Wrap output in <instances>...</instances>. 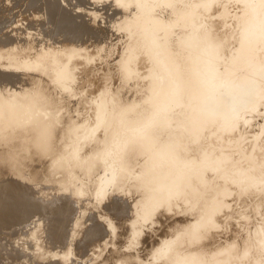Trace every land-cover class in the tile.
I'll list each match as a JSON object with an SVG mask.
<instances>
[{"label":"rangeland","instance_id":"obj_1","mask_svg":"<svg viewBox=\"0 0 264 264\" xmlns=\"http://www.w3.org/2000/svg\"><path fill=\"white\" fill-rule=\"evenodd\" d=\"M2 1L0 31L3 37H8L5 34L8 28L12 31H8L10 34L16 30V33L20 31V36L23 34L18 38L13 34L17 40L22 38L18 43L29 39L30 42L19 44L20 47L14 45L17 44L14 36L10 35L7 38L10 40L5 41L0 35L4 40H0L1 53L8 51V57L16 54V59L28 60L27 64L18 58L21 64L14 60V66L2 54L5 58L0 60V90L31 97L30 104L34 98L41 97L44 101L40 107L32 104L29 129L34 123L39 125L35 133H32L34 129L30 131L36 141L40 140L38 149H46L40 151L47 162L34 155L32 159H38L39 164L25 161L28 168L23 163L22 168L27 173L34 170L35 164L36 167L48 165L45 166L47 176L43 173L42 179L41 176L38 179L35 172L31 173L34 178L30 172V176L21 174L31 179L22 185L15 182L12 168H6L10 173L1 170L8 174L0 172L4 174L0 176V264H118L120 260L129 264H177L171 253L181 250L180 228L192 221L191 226L196 227L207 215L205 210L213 200H220L223 205L209 214L212 217L207 226L210 236L201 242V246L210 247L209 251L218 246L208 252L218 256L212 264H264V0H75L77 4L73 0H35L37 4L30 0L32 6L27 0ZM62 10L66 11L62 13ZM39 14L46 17H38ZM25 15L29 21L24 19ZM16 19L28 29L22 28L21 21ZM43 24L44 31L41 30ZM15 25L22 30L17 26L12 28ZM10 43L17 46L15 50L10 48L13 47ZM167 48H171L172 54H166ZM164 61L169 66L172 62L171 66L174 64L181 70L188 71L190 67L191 81L196 84V102H188L183 97L180 79ZM184 69L181 74H186ZM126 113L130 114L129 122ZM120 120L122 123H118ZM47 121L51 122L49 127L54 123L57 128L52 129L56 131L49 130ZM65 122L67 126L63 127ZM61 129L65 133L70 131L64 136ZM115 131H122V146L136 144L131 153L126 152L128 160L118 152L113 141L111 144ZM52 135L55 140L48 141V136ZM62 137L70 138L69 143L67 139L61 142ZM56 138L63 147L59 150ZM74 142H78V146ZM55 143L57 149L53 147ZM46 147L52 150V156ZM55 149L60 155L55 156L58 153ZM60 149L65 151L60 152ZM63 154L72 156V160L69 162ZM48 156L51 159L65 157L56 162L58 165L54 162L57 165L53 164L54 169ZM29 163H34L30 165L32 168ZM125 163L131 165L125 166L126 171H123ZM77 166L82 169L77 171ZM49 167L54 169V174ZM41 170L44 172L43 168ZM77 172L87 174L78 176ZM10 174L15 178L13 182ZM150 176L151 182L153 179L164 184L165 195L153 201L149 198L148 203L143 197L149 196L151 190H146L149 194L143 192L140 181ZM183 181H186L185 186ZM178 186L193 192L189 195L188 191L189 196L184 199L172 200L168 210L162 206L156 209ZM221 192L226 195L221 196ZM137 199L145 205L148 203L145 207L141 203L145 216ZM189 207L193 209L186 211ZM12 208L18 213H27L21 220L3 223L7 220L3 215L7 218L11 212H16ZM75 225L79 228L76 237L72 230ZM37 233H40L38 237ZM40 241L47 255L43 260L36 258ZM221 245L228 247H219ZM223 251H231L235 257L221 260L225 259L223 255L219 258ZM240 253L245 254L236 258ZM63 255L70 257L65 256L66 260ZM185 260L181 258L178 264H184Z\"/></svg>","mask_w":264,"mask_h":264},{"label":"bare ground","instance_id":"obj_2","mask_svg":"<svg viewBox=\"0 0 264 264\" xmlns=\"http://www.w3.org/2000/svg\"><path fill=\"white\" fill-rule=\"evenodd\" d=\"M0 1H2V0H0ZM26 1V0H25ZM25 1H24V3H25ZM33 2L35 1V0H32ZM32 1H31V3H30V0L28 1H26L27 2V4H28V2L31 4L30 6H32L33 4H32ZM111 0H109V2H110ZM3 2V1H2ZM37 2H38V0H37ZM50 2H51V0H50ZM60 2V1H59ZM73 2L74 3H76L77 4V2H75V0H73ZM1 3V2H0ZM35 3H36V1H35ZM99 3V2H98ZM26 4V3H25ZM37 4V3H36ZM111 4H113V3H111ZM44 5V4H43ZM43 5H42V8H44L43 7ZM51 5H52V3H51ZM104 5V4H103ZM107 5V4H106ZM23 6H26V5H24L23 4ZM29 5H28V7H30ZM105 6V5H104ZM103 6V7H104ZM121 6V5H120ZM119 6V7H120ZM128 6V5H127ZM51 7V6H50ZM59 7V6H58ZM101 7V6H100ZM118 7V8H119ZM124 7H125V5H124ZM129 7V6H128ZM22 8H24V10H26L25 9V7H22ZM27 8V7H26ZM52 8H53V6H52ZM63 8V7H62ZM61 8V9H62ZM115 8V7H114ZM41 9V8H40ZM39 9V10H40ZM49 9V8H48ZM108 9V8H107ZM117 9V3H116V8H115V10ZM129 9V8H128ZM22 10V9H21ZM20 10V12H22L23 13V10L21 11ZM45 10V9H44ZM47 10V9H46ZM119 10H121V8L119 9ZM125 10H127L126 8H125ZM55 11V10H54ZM59 11H60V9H59ZM64 11H66V10H64ZM63 10L61 11L62 13L64 12ZM128 11V10H127ZM126 11V12H127ZM25 12V11H24ZM58 12V11H57ZM56 12V13H57ZM60 12V13H61ZM117 12H118V9H117ZM38 13H40V12H38ZM239 13V12H238ZM25 14V13H24ZM23 14V15H24ZM65 14H66V12H65ZM117 14V13H116ZM22 15V16H23ZM37 15V14H36ZM41 15H43V14H39L38 15V17L39 16H41ZM59 15V14H58ZM63 15V14H62ZM104 15V14H103ZM124 15V14H123ZM19 16V15H18ZM17 16V17H18ZM43 16H45V15H43ZM48 16V15H47ZM113 16V15H112ZM125 16V15H124ZM124 16H123V18H124ZM28 17H29V15H28ZM46 17V16H45ZM67 17V16H66ZM87 17V16H86ZM105 17V16H104ZM107 17V16H106ZM109 17V16H108ZM126 17V16H125ZM51 18V17H50ZM54 18V17H53ZM19 19H20V17H19ZM19 19H16V20H19ZM22 20H23V18H21ZM25 20H28L27 19V17H26V15H25V18H24ZM36 19V18H35ZM39 19V18H38ZM110 19V18H109ZM119 19V18H118ZM121 19H122V17H121ZM41 20V19H40ZM53 20H55V19H53ZM105 20V19H104ZM103 19H102V21H104ZM19 21H21V20H19ZM18 21V22H19ZM24 21V20H23ZM29 21V20H28ZM60 21H61V19H60ZM16 22V24H17V21H15ZM27 21H25L24 23H26ZM37 22H38V20H37ZM55 22V21H54ZM71 22V21H70ZM22 21H21V24H20V26L22 25ZM39 23V22H38ZM15 24V23H14ZM13 24V25H14ZM29 24V23H28ZM47 24H48V22H47ZM51 24H53L52 22H51ZM55 24H56V22H55ZM54 24V25H55ZM100 24V23H99ZM111 24V23H110ZM45 25H46V23H45ZM59 25H60V23H59ZM95 25V24H94ZM102 25V24H101ZM12 26V25H11ZM17 25H15V27L13 26L12 28H17V27H19L18 29H20V26H17ZM23 26V25H22ZM21 26V27H22ZM40 26V25H39ZM44 26V24L41 26V28ZM48 26H51L50 25V23H49V25ZM48 26L46 27V29L48 28ZM53 26V25H52ZM93 26V25H92ZM98 26H100V25H98ZM66 27V26H65ZM103 27V26H102ZM109 27V26H108ZM22 28H25L26 30L28 29L27 28V25H24ZM39 28V27H38ZM41 28H39V29H41ZM45 27H43L41 30L42 31H44L43 29H44ZM6 29V28H5ZM4 29V30H5ZM10 29H11V27H10ZM24 29V30H25ZM45 29V30H46ZM51 29V28H50ZM93 29V28H92ZM106 29V28H105ZM115 29V28H114ZM13 30V29H12ZM20 30H22V29H20ZM70 30V29H69ZM78 30V29H77ZM81 30V29H80ZM86 30V29H85ZM87 30H90V28L88 29L87 28ZM107 30H109V29H107ZM3 31V30H2ZM6 31V36H8V37H5L6 38V40L5 41H8V40H10V39H8L7 40V38H10L9 36L10 35H12V37L14 36L13 34H15L16 32H17V30H16V32H13V34H10L9 32H12V31H9V29L7 28V30H5ZM9 31V32H8ZM41 31V32H42ZM95 31V30H94ZM99 31V30H98ZM103 31H104V27H103ZM9 33V35H8V33ZM19 32L20 31H18V33H16L15 35H17V38H18V35H19ZM75 32H76V30H75ZM93 32V31H92ZM91 32V33H92ZM97 32V31H96ZM106 32V31H105ZM111 32H112V30H111ZM230 32V31H229ZM37 33V32H36ZM88 33H90V32H88ZM94 33V32H93ZM101 33V32H100ZM109 33V32H108ZM3 33H1V31H0V35H2ZM26 34V33H25ZM39 34V33H38ZM37 34V35H38ZM23 35V34H22ZM20 36L19 35V37H23V36ZM47 35V34H46ZM82 35V34H81ZM109 35V34H108ZM84 36V35H83ZM110 36V35H109ZM146 36V35H145ZM1 37H3V35L1 36ZM0 37V40L1 41H4L2 38ZM15 38H16V36H14ZM13 37V38H14ZM103 37V36H102ZM101 37V38H102ZM4 38V37H3ZM4 38V39H5ZM17 38H16V42L15 43H17V44H14V45H17V46H20L21 47V45H26V43L28 42H30V39L29 40H27V42L26 41H21V42H23L22 44L21 43H18L19 42V40H22V38L21 39H19V40H17ZM87 38H88V36H87ZM91 38V37H90ZM89 38V39H90ZM24 39V38H23ZM37 39V38H36ZM97 39V38H96ZM12 40H14V39H11V41ZM93 40H94V38H93ZM97 40H99V39H97ZM148 40V39H147ZM10 41V42H11ZM18 41V42H17ZM34 41V40H33ZM13 42V41H12ZM26 42V43H25ZM32 42V41H31ZM89 42H92V40L90 41L89 40ZM95 41H93L92 43H94ZM100 42V41H99ZM104 42V41H103ZM107 42V41H106ZM207 42V41H206ZM77 43V42H76ZM86 43V42H85ZM91 43V44H92ZM110 43V42H109ZM11 44V43H10ZM19 44H21V45H19ZM84 44V43H83ZM90 44V43H89ZM111 44V43H110ZM151 44V43H150ZM149 44V45H150ZM11 45H13V43L11 44ZM10 45V46H11ZM13 45V47H10L11 49L12 48H14L13 50H15L16 48L15 47H17V46H14ZM67 45V44H66ZM75 45V44H74ZM97 45V44H96ZM107 45H108V43H107ZM2 46H3V44H2ZM84 46V45H83ZM89 46H91V45H89ZM93 46H94V44H93ZM92 46V47H93ZM111 46V45H110ZM5 48H6V46H4ZM7 47H8V45H7ZM64 47V46H63ZM66 47V46H65ZM96 47V46H95ZM99 47V46H98ZM151 47V46H150ZM3 48V47H2ZM4 48V50H6ZM9 48V47H8ZM37 48V47H36ZM44 48V47H43ZM102 48V47H101ZM167 49H169L168 50V52H166L167 50H165V52H166V54L167 53H169V55L170 54H172V52H171V48H167ZM0 50H2L1 48H0ZM9 50V49H8ZM13 50H11V51H13ZM80 50V49H79ZM85 50V49H84ZM92 50V49H91ZM95 50H97L96 48H95ZM102 50V49H101ZM107 50V49H106ZM109 50H111V49H109ZM10 51V50H9ZM22 51V50H21ZM90 51V50H89ZM98 51V50H97ZM171 53H170V52ZM6 52V51H5ZM5 52H3L4 54H5V57L7 56V52L5 53ZM20 52V51H19ZM26 52V51H25ZM99 52V51H98ZM3 53H1V51H0V60H2V58H3V56H2V54ZM9 53V52H8ZM16 53V52H15ZM3 54V55H4ZM17 54H19V53H17ZM23 54H24V52H23ZM27 54V53H26ZM83 54V53H82ZM165 54V55H166ZM28 55V54H27ZM169 55H167L168 57H170ZM10 56H13V57H8L7 56V59L9 58V60L11 61V64L14 62V60H18V58H20L21 59V57H18V55H17V59H16V54H15V56L13 55V54H11ZM20 56V55H19ZM172 57H173V55H171ZM4 57V58H5ZM78 57V56H77ZM171 57V58H172ZM3 58V59H4ZM27 58H28V56H27ZM170 58V59H171ZM251 58V57H250ZM7 59H5V60H7ZM20 59L17 61L19 64H21L19 61H20ZM25 59V58H24ZM72 59V58H71ZM21 60H23V59H21ZM82 60V59H81ZM164 60V59H163ZM24 61V60H23ZM25 61H26V63H27V59H25ZM24 61V62H25ZM30 61V60H29ZM34 61V60H33ZM32 60H31V62H33ZM70 61V60H69ZM171 60H169V62H170ZM5 62V61H4ZM16 62V61H15ZM30 62V63H31ZM165 62V61H164ZM166 62H167V60H166ZM165 62V63H166ZM174 62V61H173ZM23 63V62H22ZM34 64H35V62H33ZM168 63V62H167ZM166 63V65H168ZM172 63V62H171ZM171 63H170V66H171ZM1 64V63H0ZM6 64V63H5ZM14 64V63H13ZM16 64V63H15ZM15 64H14V66H15ZM18 64V65H19ZM28 64V63H27ZM44 64V63H43ZM174 65V64H173ZM171 66V67H175V69L174 70H172L171 69V67L168 65V67H170V71L172 72V74H174V75H176L179 79H180V86H181V88H183L182 90L184 91V96L183 97H185V99L186 100H188V102H196L197 101V95H195L196 94V92H195V90H196V87L194 86V85H196L193 81H191V78H190V75H189V73H190V71H189V69H190V67L188 68V71L186 70V69H184V68H182V70L180 69V68H177L178 66H176V65H174V66ZM3 66V65H2ZM7 66V65H6ZM91 66V65H90ZM8 67V66H7ZM61 67V66H60ZM78 67V66H77ZM12 69H15V68H12ZM76 69V68H75ZM89 69V68H88ZM87 69V70H88ZM178 69H180L179 71H178ZM183 69L184 70H186L187 72H185L186 74H181L180 72H182L183 73ZM1 70V69H0ZM7 70V69H6ZM16 70H19L20 71V69H16ZM15 70V71H16ZM27 70H29V69H27ZM30 70H32L31 68H30ZM13 71V70H12ZM35 71V70H34ZM55 72H58V70H55ZM16 73H18V72H16ZM60 74V73H59ZM34 76V75H33ZM54 79V78H53ZM52 79V80H53ZM243 79V78H242ZM9 81V80H8ZM48 81V80H47ZM46 81V82H47ZM50 81V80H49ZM37 82V81H36ZM40 85V84H39ZM54 86V85H53ZM38 87V86H37ZM155 88V87H154ZM36 90V89H35ZM56 91V90H55ZM203 92V91H202ZM51 94V93H50ZM49 95V94H48ZM203 95H204V93H203ZM25 95H22V94H7V93H4L3 91H1L0 90V172H3L4 170L5 171H7L8 169L10 170V168H12V170L11 171H13V175H15V177H16V179L15 178H13L14 176L13 175H11L12 176V179H11V181L13 182V180L15 179V182H19L20 184L22 183V184H24V183H27V181H29V180H31L30 178H27V177H22L21 176V174L23 175V173H24V167L22 168V163L24 164V163H26V165H27V162H29L30 160H32L34 163H36L37 161L36 160H38V159H36L35 161L32 159V157L35 155V157L37 158H39V159H41V160H43L44 159V162H45V160H46V162H47V157L45 158V156H44V154H43V151H45V150H43V148L42 149H38V144H37V142H39V141H36L35 140V134H32V133H35L36 132V130H37V128H38V124L37 123H34V124H32V126L30 127V129H29V120L31 119L30 118V113L31 112H33L31 109L33 108L32 107V104H34V105H39V104H42V103H44V101H42V98L40 97V98H34V100H33V103H31L30 104V100H32V98L31 97H24ZM42 96V95H41ZM47 97V96H46ZM47 99V98H46ZM50 99V98H49ZM48 99V100H49ZM30 101V102H29ZM49 101H51V100H49ZM170 102V101H169ZM47 103H48V101H47ZM52 103H54V101H52ZM52 103H51V105H52ZM55 104V103H54ZM198 104V103H197ZM200 104V103H199ZM33 105V106H34ZM47 105V104H46ZM46 105H44V107L46 106ZM48 105H50V104H48ZM47 105V106H48ZM201 105V104H200ZM42 106V105H41ZM45 107V108H48L49 109V107ZM150 106V105H149ZM31 107V108H30ZM35 107V106H34ZM39 107H40V105H39ZM43 107V108H44ZM52 107V106H51ZM152 107V106H151ZM43 108L41 109L40 108V110H43ZM38 110V107H36L35 108V110ZM52 109V108H51ZM50 109V110H51ZM148 109H150V108H148ZM34 110V109H33ZM36 110V111H37ZM59 110V109H58ZM127 110V109H126ZM133 111V110H132ZM142 111V110H141ZM39 112V111H38ZM37 112V113H38ZM51 113V112H50ZM132 113V112H131ZM143 113V112H142ZM224 113V112H223ZM36 114V113H35ZM40 114V112L38 113V115ZM53 114V113H52ZM101 114V113H100ZM124 114V113H123ZM127 115H126V120L129 122V118H130V114L129 113H126ZM140 114V113H139ZM37 115V114H36ZM37 115V116H38ZM41 115V114H40ZM51 115V114H50ZM42 116V115H41ZM44 116V115H43ZM141 116V115H140ZM50 117V116H49ZM101 117H102V115H101ZM103 117H105V116H103ZM37 118V117H36ZM39 118V117H38ZM52 118V117H51ZM109 118V117H108ZM122 117H120V119H121ZM40 119H42V118H39V120ZM57 119V118H56ZM132 119H134V116H133V118H131V120ZM140 119V118H139ZM38 120V121H39ZM42 120H44V118L42 119ZM41 120V121H42ZM101 120V119H100ZM99 120V121H100ZM40 121V122H41ZM102 121V120H101ZM105 121H106V119H105ZM126 121V122H127ZM48 122V121H47ZM68 122V121H67ZM67 122H65L64 124H65V126H63V127H66L67 125ZM107 122H109V121H107ZM110 122H111V120H110ZM121 122V120L120 121H118V123H120ZM45 123V122H44ZM44 123H42V124H44ZM103 123V122H102ZM122 123V122H121ZM134 123V122H133ZM48 126V128H49V130H51L52 129V127L53 128H55L54 127V123H52V126L51 127H49V125H51V122H48V123H46ZM63 124V123H62ZM63 124V125H64ZM101 124V123H100ZM104 124H106L107 125V123H105L104 122ZM61 126V124H58V126ZM85 125H87V123H85ZM109 126H110V124H108ZM119 125V124H118ZM117 125V127H120V126H118ZM132 125V124H131ZM158 125V124H157ZM55 126H56V124H55ZM59 126V127H60ZM73 126V125H72ZM103 125H101V127H102ZM122 126V125H121ZM130 126V125H129ZM129 126H126V127H129ZM43 127H44V125H43ZM63 127H60V128H63ZM69 127H71V125L69 124ZM74 127V126H73ZM85 127V126H84ZM83 127V128H84ZM136 127V126H135ZM139 127V126H138ZM151 127V126H150ZM157 127V126H156ZM162 127V126H161ZM164 127H166V126H164ZM48 128H47V130H48ZM51 128V129H50ZM57 128V127H56ZM55 128V129H56ZM59 128V129H60ZM68 128V127H67ZM66 128V129H67ZM137 128V127H136ZM32 129H34V130H32ZM55 129H52V131L54 132V130ZM70 129V128H69ZM68 129V131H70ZM107 129V128H106ZM162 129V128H161ZM160 129V130H161ZM165 129V128H164ZM30 130H32V133H31V131ZM48 130V131H49ZM62 130V129H61ZM60 130V131H61ZM64 130V129H63ZM63 130H62V132H63ZM83 130H85V129H83ZM86 130H87V128H86ZM104 130H105V128H104ZM119 130V129H118ZM117 130V131H118ZM56 131V130H55ZM58 131V130H57ZM68 131H66V133L68 132ZM82 131V130H81ZM117 131H115L114 133L115 134H113L114 135V137H112L113 138V140H111V144H112V141H113V144L114 145H116L117 147H116V149L118 150V152L119 153H121V154H123L124 155V157L125 158H127L128 156H129V152L128 151H130L131 149H135V147L134 146H136V144L135 145H133V144H130L129 146H122V142H121V140H122V131H120V133H117ZM124 131V130H123ZM153 131V130H152ZM40 132V131H39ZM51 132V131H50ZM50 132H47V133H50ZM86 132V131H85ZM84 132V133H85ZM157 132V131H156ZM195 132V131H194ZM65 132H63V134H64V136H66V135H68V134H66ZM90 133V132H89ZM153 133V132H152ZM46 134V133H45ZM53 134V133H52ZM57 134H58V132H57ZM56 134V135H57ZM59 134H60V132H59ZM62 133H61V135H63ZM66 134V135H65ZM83 134V133H82ZM86 134V133H85ZM85 134H83V135H85ZM87 134H88V132H87ZM109 134H111V133H109ZM150 134V133H149ZM49 135V134H48ZM51 135V134H50ZM53 135H55V134H53ZM53 135L52 136H48V141H49V139H50V141H51V139L52 138H54L53 140H55V137H53ZM60 135V136H61ZM70 135V134H69ZM142 135V134H141ZM160 135V134H159ZM37 136V135H36ZM39 136V135H38ZM59 135H57V137H58ZM58 137V138H61V137ZM80 136V135H79ZM107 136H108V134H107ZM151 136H153V135H151ZM43 137H45V136H43ZM42 137V135H41V138H43ZM142 137V136H141ZM46 138V137H45ZM65 139H67V141L66 142H68L69 143V141H68V139L70 140V138H66V137H64ZM80 138H81V136H80ZM152 138V137H151ZM37 139H39V138H37ZM57 139V138H56ZM62 139H63V137H62ZM62 139H60V140H62ZM65 139H63L61 142H64L65 143ZM71 139H72V137H71ZM108 139V138H107ZM146 139V138H145ZM154 139V138H153ZM46 140V139H45ZM52 140V141H53ZM81 140V139H80ZM96 140V139H95ZM109 140V139H108ZM143 140V139H142ZM148 140V139H147ZM43 141H44V139H43ZM47 141V140H46ZM86 141V140H85ZM150 141V140H149ZM149 141H148V144H149ZM45 142V141H44ZM53 142H56V141H53ZM84 142V141H83ZM96 142V141H95ZM107 142V141H106ZM106 142H105V145H106ZM109 142V141H108ZM51 143V142H50ZM56 143H58V139H57V142ZM56 143L55 144H53V147L54 148H56V146H54V145H56ZM59 143H60V141H59ZM59 143H58V145H59ZM75 143L76 142H74V145H75ZM78 143V142H77ZM76 143V145L78 146V144ZM87 143V142H86ZM41 144H42V142H41ZM52 144V143H51ZM89 144V143H88ZM104 144V143H103ZM147 144V145H148ZM40 145V144H39ZM61 145V144H60ZM59 145V147H58V149L57 150H59V148H63L62 146H60ZM66 145H67V143H66ZM81 145V144H80ZM83 145V144H82ZM85 145V144H84ZM83 145V146H84ZM87 145V144H86ZM126 145H127V143H126ZM176 145V144H175ZM47 146V145H46ZM63 146H65L64 144H63ZM93 146V145H92ZM91 146V147H92ZM149 146V145H148ZM164 146V145H163ZM40 147V146H39ZM45 147V146H44ZM48 147H50L51 149L53 148L51 145H49ZM66 147V146H65ZM64 147V148H65ZM71 147V146H70ZM75 147V146H74ZM81 147V146H80ZM96 147H98V146H96ZM100 147V146H99ZM132 147H134V148H132ZM47 148V147H46ZM50 148H47L48 150L50 149ZM152 148V147H151ZM50 149V154H51V152H52V150ZM55 149V151H57ZM66 149V148H65ZM99 149V148H98ZM104 149V148H103ZM40 150H43L42 152L40 151ZM47 150V152H49ZM61 150L62 151H65V150H63V149H60V152H61ZM68 150V149H67ZM66 150V151H67ZM77 150V149H76ZM94 150V149H93ZM93 150H92V152H93ZM54 151V150H53ZM132 151V150H131ZM131 151H130V153H131ZM166 151V150H165ZM47 152H45V153H47ZM58 152V151H57ZM57 152H55V153H57ZM67 152H69V151H67ZM75 152V151H74ZM126 152H128V153H126ZM175 152V151H174ZM173 152V153H174ZM178 152V151H177ZM65 153V152H64ZM70 153V152H69ZM69 153H66L67 155H69ZM72 153V152H71ZM77 153H79V152H77ZM164 153V152H163ZM176 153V152H175ZM52 154H54V153H52ZM52 154H51V156H52ZM58 154H59V152L55 155V156H58ZM80 154V153H79ZM94 154H95V152H94ZM94 154H93V156H94ZM159 154V153H158ZM167 154H168V152H167ZM179 154V153H178ZM60 155V154H59ZM63 155H65V154H63ZM67 155H65L66 157H68ZM71 155H73V153L71 154ZM90 155H91V150H90ZM64 156V157H65ZM78 156V155H77ZM92 156V155H91ZM184 156H186V155H184ZM195 156V155H194ZM64 157H61V158H64ZM85 157H87V156H85ZM96 157H98V155H96ZM159 157V156H158ZM58 157H53V159H55V160H57V161H55V160H53V159H51L50 158V156H48V159H50V165H53L54 164V162H55V164H57L58 162H60V161H62L63 159H61L60 157H59V159H57ZM69 158V162L72 160L71 158H72V156L71 157H68ZM74 158H75V156H74ZM77 158H79V157H76V159ZM81 158H82V156H81ZM92 158V157H91ZM180 158V157H179ZM178 158V159H179ZM35 159V158H34ZM61 159V160H60ZM71 159V160H70ZM86 159V158H85ZM84 159V160H85ZM157 158H155V160H156ZM60 160V161H59ZM65 160H66V163H67V159L65 158ZM88 160V159H87ZM90 160V159H89ZM123 160V159H122ZM127 160H128V158H127ZM158 160H160V159H157V162H158ZM173 160V159H172ZM174 160H175V158H174ZM173 160V161H174ZM187 160V159H186ZM190 160V159H189ZM25 161H27V162H25ZM39 161V160H38ZM93 161H95V160H93ZM161 161V160H160ZM175 161H177V159L175 160ZM31 162V161H30ZM40 162V161H39ZM39 162H37L38 164H39ZM57 162V163H56ZM69 162H68V164H69ZM80 162V161H79ZM86 162V161H85ZM91 162V161H90ZM123 162V161H122ZM126 162V161H125ZM162 162V161H161ZM170 162V161H169ZM34 163H29V166L31 165V166H33L32 164H34ZM36 163V164H37ZM62 164H63V162H61ZM82 163V162H81ZM81 163H80V166H81ZM94 163V162H93ZM96 163H98L97 161H96ZM127 163V162H126ZM125 163V165H123L124 166V170L123 171H126L125 170V168L126 167H130V165H128L127 166V164ZM173 163V162H172ZM36 164L34 165L35 166V168H34V170H29L28 172H27V170H25V172H27V173H24V174H26V176L27 175H29L28 173L30 172V174L31 173H33V172H35L34 174L37 176V178L39 179V177L41 176V175H43V173H45V168H47V167H45V166H47L48 164L46 163V165H44V163H42L43 165H44V167H41L42 165L40 164V166L38 167V165H37V167H36ZM54 164V165H55ZM61 164V166H64V165H62ZM67 164V165H68ZM85 164V163H84ZM87 164V163H86ZM95 164V163H94ZM128 164H129V162H128ZM160 164V163H159ZM166 164V163H165ZM164 164V165H165ZM174 164H177V163H174ZM10 165H13V167L12 166H10ZM54 165H53V168L55 169V167H57V165H55V167H54ZM79 165V164H78ZM153 165V164H152ZM23 166H25V164L23 165ZM29 167V168H32V167ZM66 166V165H65ZM80 166H77V169H79L78 167H80ZM86 166V165H85ZM91 166V165H90ZM94 166V165H93ZM98 166V165H97ZM126 166V167H125ZM133 166V165H132ZM169 166V165H168ZM173 166V165H172ZM26 167V166H25ZM41 167V168H40ZM59 168H60V166H58ZM84 167V166H83ZM87 167V166H86ZM122 167V166H121ZM134 167V166H133ZM6 168H8V169H6ZM26 168H28V166L26 167ZM44 169V172H42V170L41 169ZM50 168H52V167H49L48 168V170L50 169ZM52 168V169H53ZM58 168V169H59ZM62 168V167H61ZM64 168V167H63ZM92 168V167H91ZM35 169H39V171H37V170H35ZM51 169V170H52ZM54 169H53V174H54ZM57 169V170H58ZM80 169H82V168H80ZM80 169L79 170H77V171H80ZM87 169H88V167H87ZM93 169V168H92ZM128 169V168H127ZM1 170H3V171H1ZM8 170V171H9ZM47 170V169H46ZM61 169H59L58 171H60ZM66 170V168L64 169V170H62L63 172ZM122 170V169H121ZM130 170H132V169H130ZM11 171H9V173L11 172ZM85 171V169H83V172ZM87 171V170H86ZM100 171V170H99ZM42 172V173H41ZM122 172V171H121ZM4 174H8V172H3ZM82 173V172H81ZM80 172L78 173H76V175H80L81 174ZM4 174H2V175H4ZM46 175L45 176H47V173H45ZM55 174H57V172H55ZM70 174V173H69ZM73 174V173H72ZM84 174V176H85V174H87V173H83ZM83 174H81L80 176H82ZM1 175V173H0V176H2ZM74 175V174H73ZM125 175H127V174H125ZM6 176V175H5ZM23 176H25V175H23ZM30 176V175H29ZM31 176H32V174H31ZM78 176H76V177H78ZM3 177V176H2ZM7 177V176H6ZM33 178L35 177V176H32ZM31 177V178H32ZM74 177H75V175H74ZM74 177H72L73 179H74ZM127 177H128V175H127ZM130 177V176H129ZM8 178H10V177H8ZM36 178V179H37ZM41 179H42V176L40 177ZM69 178H70V175H69ZM80 177H78V179H79ZM132 178V177H131ZM136 178V177H135ZM134 178V179H135ZM145 178H147V177H143V179L140 181L141 182V188L144 190H142L143 192H145L146 190L148 191V192H150V190H151V193L149 194L147 191V193L149 194V196L147 195H145L146 197H148L147 199L146 198H144L143 197V200L145 199V202H150V200L149 201H147L149 198L151 199V201H153L154 199H160L163 195H165V186H164V184L161 182V181H159V180H157V182H153V179H152V182H151V176L149 177V179L147 178L146 180H144ZM193 178V177H192ZM1 179H3V178H1ZM6 180H8L7 178H5ZM36 179H34V180H36ZM77 179V180H78ZM122 179V178H121ZM120 179V180H121ZM187 179V178H186ZM4 180V179H3ZM3 180H1L2 182H3ZM126 180V179H125ZM124 180V181H125ZM131 180V179H130ZM155 180V179H154ZM8 181H10V179L8 180ZM33 181V180H32ZM57 181H59V180H57ZM69 181V180H68ZM187 181V180H186ZM185 181V182H186ZM1 182V183H2ZM117 182V181H116ZM127 182V181H126ZM134 182V181H133ZM184 182V181H183ZM185 182H184V186H185ZM189 182V181H188ZM190 182H191V180H190ZM4 183H5V181H4ZM125 183V182H124ZM192 183V182H191ZM21 184V185H22ZM63 184H64V182H63ZM62 184V185H63ZM121 184V183H120ZM138 184H140V183H138ZM197 184V183H196ZM65 185V184H64ZM75 185H76V183H75ZM74 185V186H75ZM137 185V184H136ZM18 186V185H17ZM138 186V185H137ZM182 187V186H178V188H176V189H174V190H172L171 192V197H169L168 199H165V201H162V202H159L158 203V206L156 207V209L159 207V206H162L163 208H165L166 210H168L169 209V207H172L171 205H172V200H175V199H184L187 195H186V193H188V191H189V195H190V193H191V191L193 192V190L192 189H187V191H186V189H185V187ZM193 186V185H192ZM132 187V186H131ZM139 186H138V188H140ZM121 188V187H120ZM134 188H136V187H134ZM199 188V187H198ZM83 189V188H82ZM129 189V188H128ZM131 189V188H130ZM14 190H16V189H14ZM199 190V189H198ZM125 192V191H124ZM139 192H141V191H139ZM139 192H137V193H139ZM145 192V193H146ZM94 192H92V194H93ZM146 193V194H147ZM22 195V194H21ZM30 195V194H29ZM77 195V194H76ZM139 195V194H138ZM151 195H153V198H151ZM188 195V196H189ZM192 195V194H191ZM220 195L221 196H224V195H226L224 192H221L220 193ZM25 196V195H24ZM143 196V195H142ZM141 196V197H142ZM187 196V197H188ZM193 196V195H192ZM11 197V196H10ZM141 197H140V199H141ZM139 198V197H138ZM192 198V197H191ZM197 198V197H196ZM24 199V198H23ZM193 199V198H192ZM138 200V202H140V203H138V204H140L139 205V207L141 206L142 208H140V209H142L141 210V212L143 213V216H145V214H146V211H144V207L148 204V203H146V205L143 203L144 201H139V199H137ZM142 200V199H141ZM195 200V199H194ZM22 201V200H21ZM186 201V200H185ZM189 201V200H188ZM193 201V200H192ZM35 203V202H34ZM141 203H143V206L141 205ZM183 203H185V202H183ZM191 203V202H190ZM189 203V204H190ZM194 203V202H193ZM204 203V202H203ZM206 203V202H205ZM210 203V202H209ZM23 204V203H22ZM29 204V203H28ZM135 204V203H134ZM133 204V205H134ZM187 204V203H186ZM195 204V203H194ZM193 204V205H194ZM198 204V203H197ZM207 204V203H206ZM205 204V205H206ZM192 205V204H191ZM203 205V204H202ZM208 205V204H207ZM211 206H208V208H206L207 210H205V212L207 213V215H205L200 221H199V223H197V225H196V227H193V226H191V223L193 222H190V223H187V224H185V225H183L181 228H180V230H182V234H181V238H178V243H179V246H181V250H176L175 252H173V253H171V257H172V259H176V261H177V264H178V260H180L181 258H185L186 260H185V263L184 264H212L213 262H212V260L213 261H215L216 262V258H218V256L217 257H214V255H209V253L210 252H213V251H215V249L216 248H218V246L217 247H214V249L213 250H211V251H209V250H207L208 248L210 249V247H208V248H205V246L206 245H203L202 244V246H201V242H203L207 237H209L210 235H209V231H210V229H207V226L209 225V223H208V221H209V219H211L212 217H211V215H209L210 213H211V211L212 212H215V211H218V207H221L222 205H223V203H222V201H220V200H213V202L210 204ZM26 206V205H25ZM189 205H187L186 207H188ZM27 207V206H26ZM29 207V206H28ZM65 207V206H64ZM195 207V206H194ZM206 207V206H205ZM9 208V207H8ZM134 208H136V207H134ZM196 208H197V206H196ZM5 209H6V207H5ZM4 209V211H6ZM13 209H15V208H12V210ZM22 209H24V208H21V210ZM139 209V208H138ZM190 209H193V208H187V210L186 211H190ZM11 210V209H10ZM11 210V211H12ZM16 210V209H15ZM14 210V211H15ZM151 210V209H150ZM2 211H3V209H2ZM8 211V210H7ZM20 211V210H19ZM32 211V210H31ZM139 211V210H138ZM9 212V211H8ZM7 212V213H8ZM135 212V211H134ZM155 212V211H154ZM5 213V212H4ZM12 213V214H11ZM10 214L11 215H9L7 218H5V215H3V217H4V220L5 219H7L5 222H3V223H6V224H9V223H12L13 221H15V220H19L22 216H24L26 213H27V211H26V213L24 212H17V210H16V212H11ZM139 213H140V211H139ZM158 213V212H157ZM156 213V214H157ZM9 214V213H8ZM7 214V215H8ZM213 214V213H212ZM139 214H137V216H138ZM141 215V214H140ZM27 216V215H26ZM218 216V215H217ZM2 217V216H1ZM2 217V218H3ZM141 217V216H140ZM79 218V217H78ZM135 218H136V216H135ZM220 218V217H219ZM21 220V219H20ZM121 220V219H120ZM156 220V219H155ZM76 221H77V218H76ZM154 221V220H153ZM18 223H19V221H17ZM21 222V221H20ZM23 222V221H22ZM213 222V224H212V226H214V228H215V222L214 221H212ZM17 223V224H18ZM77 223V222H76ZM81 223V222H80ZM162 223V222H161ZM223 223V222H222ZM16 224V223H15ZM58 224V223H57ZM73 224V223H72ZM79 224V223H78ZM65 225V224H64ZM83 225V224H82ZM155 225H156V223H155ZM3 226V225H2ZM6 226V225H5ZM4 226V227H5ZM79 227H81L80 225H78ZM124 226V225H123ZM211 226V227H212ZM232 226V225H231ZM7 227H8V225H7ZM49 227V226H48ZM54 227V226H53ZM75 227H77L76 225L74 226V229H72L74 232V235H75V237L77 236V232H78V227L77 228H75ZM110 227V226H109ZM109 227H108V229H109ZM50 228V227H49ZM156 228V227H155ZM64 229V228H63ZM123 229V228H122ZM151 229V228H150ZM132 230H133V228H132ZM36 231H37V229H36ZM60 231H61V229H60ZM69 231V230H68ZM116 231V230H115ZM131 231V230H130ZM176 231V230H175ZM32 232V231H31ZM34 232V231H33ZM64 232V231H63ZM132 232V231H131ZM147 232V231H146ZM72 233V234H73ZM40 234V233H39ZM39 234L37 233V237L39 236ZM133 234V233H132ZM176 234V233H175ZM175 234H173L174 236H175ZM172 235V236H173ZM74 238V237H73ZM152 238H153V236H152ZM173 238V237H172ZM35 239V238H34ZM170 240V239H169ZM38 241V240H37ZM168 241V240H167ZM35 242V241H34ZM236 243H238V242H236ZM70 245H71V243H69ZM247 244V243H246ZM246 244H245V246H246ZM35 246H36V244H34ZM39 245V244H38ZM38 245L36 246V247H38ZM118 245V244H117ZM237 245V244H236ZM239 245V244H238ZM243 245V244H242ZM41 241H40V248L38 247V249H40V251H38V249H37V252H39L38 254H36V258L38 259V260H43L47 255L42 251V249H41ZM211 246V245H210ZM249 246V245H248ZM248 246H246V247H248ZM69 247V246H68ZM117 247V246H116ZM219 247H228V245H221V246H219ZM239 247V246H238ZM242 247V246H241ZM243 248V247H242ZM249 248V247H248ZM35 249V250H36ZM97 249V248H96ZM104 249V248H103ZM102 249V250H103ZM167 249V248H166ZM227 249H230V248H227ZM33 250H34V248H33ZM32 250V251H33ZM165 250V249H164ZM240 250H243V249H240ZM249 250V249H248ZM98 251H99V248H98ZM207 251V252H206ZM68 252H69V249H68ZM67 252V253H68ZM73 252V251H72ZM104 252V251H103ZM124 252V251H123ZM209 252V253H208ZM34 254H35V251L33 252ZM66 253V252H65ZM221 253H223V254H221L220 255V257L219 258H222L223 256H224V258L225 259H221V260H226L229 256L230 257H235L232 253H231V251H223V252H221ZM64 254V253H63ZM245 253H240V254H238L237 256H236V258H240L242 255H244ZM20 255V254H19ZM201 255V256H200ZM223 255V256H222ZM68 257L67 255H63V259H65L66 257ZM72 256V255H71ZM94 256V255H93ZM123 256V255H122ZM198 256H200V257H198ZM62 257V255L60 256V258ZM70 257V256H69ZM171 257H170V259H171ZM107 258V257H106ZM122 258H124V257H122ZM62 259V260H63ZM125 259L126 260H128V258L127 257H125ZM171 259V260H172ZM174 259V260H175ZM66 260H67V258H66ZM130 260V259H129ZM173 260V261H174ZM119 261V260H118ZM117 261V262H118ZM121 261V260H120ZM119 261V263L118 264H129V261H125V260H122V261H124L123 263L122 262H120ZM116 263V262H115ZM179 263H180V261H179ZM105 264V263H104ZM106 264H109V263H106ZM156 264V263H155ZM180 264H182V263H180ZM215 264V263H214Z\"/></svg>","mask_w":264,"mask_h":264}]
</instances>
